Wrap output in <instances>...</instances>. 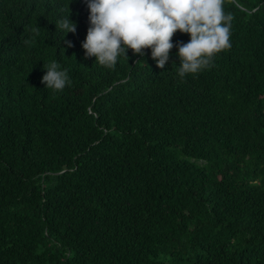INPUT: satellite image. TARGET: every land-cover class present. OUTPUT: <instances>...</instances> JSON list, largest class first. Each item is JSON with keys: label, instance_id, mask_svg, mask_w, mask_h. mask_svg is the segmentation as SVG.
I'll list each match as a JSON object with an SVG mask.
<instances>
[{"label": "trees", "instance_id": "trees-1", "mask_svg": "<svg viewBox=\"0 0 264 264\" xmlns=\"http://www.w3.org/2000/svg\"><path fill=\"white\" fill-rule=\"evenodd\" d=\"M223 8L231 47L181 79L176 47L85 59L84 0H0V264H264V0Z\"/></svg>", "mask_w": 264, "mask_h": 264}, {"label": "clouds", "instance_id": "clouds-1", "mask_svg": "<svg viewBox=\"0 0 264 264\" xmlns=\"http://www.w3.org/2000/svg\"><path fill=\"white\" fill-rule=\"evenodd\" d=\"M89 10V28L82 48L85 59L94 64L114 67L121 57L145 55L161 69L170 60L174 47L180 65L175 70L179 78L197 74L209 67L212 57L230 48L233 17L223 8V0H84ZM70 15L56 21L64 34L77 32L78 24ZM188 34L187 43H173V36ZM63 38V39H64ZM62 39V40H63ZM69 47L71 41L65 40ZM42 83L47 89L63 91L71 84L67 69L55 60L45 64Z\"/></svg>", "mask_w": 264, "mask_h": 264}]
</instances>
